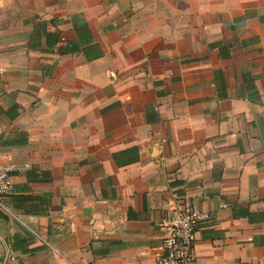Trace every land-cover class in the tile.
Returning a JSON list of instances; mask_svg holds the SVG:
<instances>
[{
	"label": "crops",
	"instance_id": "obj_1",
	"mask_svg": "<svg viewBox=\"0 0 264 264\" xmlns=\"http://www.w3.org/2000/svg\"><path fill=\"white\" fill-rule=\"evenodd\" d=\"M0 168V264H155L181 197L264 264V0H0Z\"/></svg>",
	"mask_w": 264,
	"mask_h": 264
},
{
	"label": "built area",
	"instance_id": "obj_2",
	"mask_svg": "<svg viewBox=\"0 0 264 264\" xmlns=\"http://www.w3.org/2000/svg\"><path fill=\"white\" fill-rule=\"evenodd\" d=\"M11 189L7 171L0 168V210L18 219L17 213L7 203ZM203 217L201 209L187 197H181L168 209L158 223L163 240L155 264H191L195 260L197 232ZM23 223L31 227L30 222Z\"/></svg>",
	"mask_w": 264,
	"mask_h": 264
}]
</instances>
